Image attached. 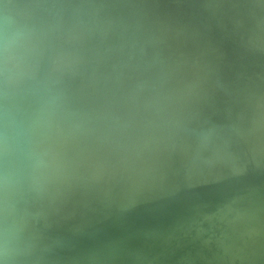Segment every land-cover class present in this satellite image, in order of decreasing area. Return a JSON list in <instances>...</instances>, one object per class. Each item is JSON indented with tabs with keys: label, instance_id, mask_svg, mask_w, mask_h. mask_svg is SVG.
Returning a JSON list of instances; mask_svg holds the SVG:
<instances>
[{
	"label": "water",
	"instance_id": "1",
	"mask_svg": "<svg viewBox=\"0 0 264 264\" xmlns=\"http://www.w3.org/2000/svg\"><path fill=\"white\" fill-rule=\"evenodd\" d=\"M100 1H74L75 4L91 6L88 7L91 13L82 9L85 15L81 17L82 24L77 31L84 29L81 31L83 34L69 37L64 49L74 54L77 60L74 72L79 77L75 79L71 74L68 86L71 93L83 101L82 109H85L89 119L88 127L92 134L96 129L113 127L116 122V114H110L107 119L101 120L105 107H102L103 101L111 87L110 76L121 72L122 79L126 80V83H120L121 90L130 86L127 79H132L134 85L138 81L151 79L152 87H156L160 78L154 77V72L163 74V69L170 65L175 68L184 56L189 58L196 53L200 56L199 66L215 70L221 65L230 68L228 75L231 80L227 84H211L207 94L218 97L220 101L226 99L224 103L231 101L234 104L236 98L240 100L239 104L244 108L239 114V122L232 125L231 129L227 127L228 131L217 134L222 142L227 138L230 140L229 136H237V139L232 141L234 147L223 150L218 149V146H208L213 139L209 135L211 137L206 139V145L199 146L205 150L204 159L199 161V166L193 159L183 167L180 166L182 169L176 168V162L173 166L164 163L163 167L167 172L164 170V174L160 176L144 174L134 180L124 177L122 173H115L118 171L117 166H111L107 172L110 177L106 175L101 179H93L84 176L76 187L61 190L59 198L54 201L49 199V207L55 211L60 208L59 213L67 212V217L55 216L50 223L43 222L46 227L37 228L42 244L52 241L49 247L42 246L41 256L60 247L61 242L65 244L99 238L103 234L98 224L99 218L114 208L130 207L163 198L185 186L212 185L230 179L246 182L253 174L264 173V157L258 154V150H264V0H184L181 6L172 7L173 10L170 7L166 9L164 17L171 22L157 25L156 32H151L145 26L146 21L142 15L137 17L138 25L133 29L129 24L132 18L130 14L117 12L106 0V3ZM11 2L61 4L62 0ZM174 11H181L182 14L176 21L172 18ZM235 33L241 40L236 41ZM76 36L80 37L75 38ZM253 48L256 50H252ZM251 50L254 51L253 57L241 56L233 63L232 58L228 57L234 52L242 55ZM134 53L138 55L137 59L132 57ZM126 58L130 59L134 70L140 67L144 69L141 76L132 78V74L125 73L129 69L119 67ZM254 59H259V67L244 69L248 65L253 66ZM152 65H155V71L144 68ZM192 68L194 69H184L186 80L188 74L194 73ZM215 70L211 77L217 75ZM205 76L207 78L210 75L206 72ZM240 77H243V81H240L242 88L239 91L229 89L238 83L237 79ZM207 80L206 82H211ZM89 106L94 109L90 110ZM234 115L231 111L228 121L235 120ZM99 120L102 121L101 124H98ZM226 121L224 118L223 122ZM187 133L184 137L179 134L172 138L176 140L174 142H177L178 148L181 147V138L188 139ZM92 134L88 133L86 137L94 140L95 136ZM188 140L191 142L192 139ZM221 145L226 146L224 143ZM184 148L179 151L184 152ZM93 174H96L95 171ZM242 197L243 194H240L229 202V208L219 219L217 228L205 235L208 252L210 251L215 264H264V213L244 211ZM42 220L35 215L36 226L41 225Z\"/></svg>",
	"mask_w": 264,
	"mask_h": 264
},
{
	"label": "rangeland",
	"instance_id": "2",
	"mask_svg": "<svg viewBox=\"0 0 264 264\" xmlns=\"http://www.w3.org/2000/svg\"><path fill=\"white\" fill-rule=\"evenodd\" d=\"M75 0H62V2H61V4H75V2H74ZM77 1V0H76ZM89 0H78V2H82V3H87ZM95 1H100V0H95ZM102 1H104L105 3H106V1L113 7L114 6V8H113V10H115V11H117V12H119V11H123V12H125V13H128V14H130V16L132 17L131 18V20H130V22H129V24L132 26V28L134 29V28H136V25H138V22H137V17L139 16V15H142L143 17H144V20L146 21V27H148L149 28V30L151 31V32H156V26L157 25H163V24H166V23H170L171 22V20H168V19H166V17H164V13H165V11H166V9L167 8H171V10H173V8L172 7H176V5L177 6H181L182 5V3H183V1L184 0H101L100 2H102ZM106 8V7H105ZM176 10V9H175ZM68 11H71V10H68ZM180 17H182V14H181V11H174L173 12V14H172V18L176 21L177 19H179ZM71 19V20H70ZM166 21V22H165ZM67 22V23H66ZM69 22V23H68ZM71 23H73V20H72V18L70 17V16H65V24H66V26H68V25H71ZM105 23V22H104ZM104 26V25H103ZM106 26V25H105ZM88 27V26H87ZM171 26H169V28H170ZM78 29V28H77ZM77 29L75 30V32H74V35H76V34H83V32H81V31H84V29L83 30H81V31H77ZM77 31V32H76ZM236 35V41H237V39L238 40H241L240 39V36L237 34V33H235ZM78 37H80V36H78ZM77 36L75 37V38H78ZM68 40V38L66 39V40H64V41H61L60 42V45L63 47V49H65L66 47H67V41ZM145 43V42H144ZM252 47V46H251ZM252 50H256L255 48H253ZM248 51V53H245V54H242V55H238V54H233V55H236V57H237V55H238V57H237V59H239L241 56H245V55H250V56H252L253 57V54H254V51ZM235 53V52H234ZM196 54V53H195ZM195 54L194 55H192L193 56V59L196 57V60L198 59V56L196 55L195 56ZM187 55V54H186ZM232 55V56H233ZM132 57L133 58H135L136 57V59L138 58V55L136 54L135 55V53L132 55ZM228 57H229V55H228ZM112 58V57H111ZM128 58H130V57H128ZM128 58H126L125 59V62L123 63V64H121L119 67H127V66H129L130 68H131V64H130V59H128ZM183 58H185V59H182V60H184V61H182L181 60V62L183 63V62H185V63H191V62H193V64L195 65V63L197 62L195 59V63H194V60L192 59V58H190L192 61H190V59H189V61L188 62H186V60H188V59H186V56H184ZM230 58H232V57H230ZM232 59H234V56H233V58ZM236 58L234 59L235 61L237 60ZM155 61V60H154ZM235 61H232L231 63H233V62H235ZM254 63L252 64L253 66H246L244 69H246V70H249L250 68H254V67H259V59H257V60H252ZM198 62H199V60H198ZM197 62V63H198ZM185 63H183L184 64V66L186 65L187 66V64H185ZM130 64V65H129ZM183 64H178V68L176 69V67H175V69L176 70H180L181 72H178V71H176L177 72V75H179L178 76V78H174L175 76L173 75V77L172 76H170V75H172L173 73L174 74H176L175 72H172V71H165L164 69V71H165V74L167 75V77H168V72H169V76L170 77H172L173 78V81H172V79L171 78H168L169 80H167V81H169V82H172L171 84L172 85H170V84H165L166 82H164L165 81V74H160L161 75V77H160V79L161 80H158V81H160V89L164 86L165 87V85H166V87H167V89H166V87L164 88H162L161 90H163V91H160V93L161 92H164L165 91V89L167 90V92L164 94V96L166 97V99L169 101V99L170 98H168V96H171V95H174V96H171L172 98H175V100H177L179 97L178 96H176V95H179L180 96V94H181V96L182 95H184V96H186L185 94H183V93H186L188 90V92H189V97L187 96V98H189V100H187V98L186 97H182V98H186V100L187 101H184V102H186V104H185V107H186V105H187V103H189L190 104V100L192 101L193 99H192V97L193 98H196V100L198 99V96H199V94H197L196 95V92L197 91H199V93H205V91L208 93V91L210 90V88H208L207 89V87H209L210 86V84H212L211 82H213V81H211L212 79H210V78H212L211 76H209V77H207V78H209L210 79V83L209 82H206V81H208L207 80V78L205 77V74L202 72V74H204V76H202L201 75V72H200V70H204V72H206V70L208 71V69L207 68H203L204 67V65L203 66H199L198 64H196V66L198 67H200L199 68V70H196L197 69V67L195 68L194 66V69H195V71L196 72H194V73H191L192 74V76L190 77L189 75H191V74H188V76H187V79L188 80H186L185 79V71L183 72L182 71V68L184 67L183 66ZM192 64V65H193ZM180 65H182V66H180ZM191 65V64H190ZM190 65H188V67H192V66H190ZM171 66H172V68H171ZM186 66H185V68H186ZM222 66V65H221ZM221 66H218L219 68L221 67ZM128 67V69H130ZM153 67H155V65H152V67H144L145 69H149V68H151L153 71H155V69L156 68H154L153 69ZM174 66L173 65H170L169 67H168V69H170V70H174V68H173ZM181 67V68H180ZM201 67L203 68V69H201ZM185 68H183V69H185ZM219 68H216L217 69V77H216V75H215V77H216V79L217 78H220V80H218V82L219 81H226L225 79L224 80H222L221 78H222V76H224V75H220L219 76V74L221 73V74H225V73H228L230 70H226V69H228L226 66L224 67V65L221 67V69L223 70L224 69V73L223 72H221L220 71V69ZM132 69H134V68H132ZM132 69H130V74H132L131 72H132ZM138 69V68H137ZM137 69H135L134 71H133V73H135V75H132V78H134V77H138V75L140 76V74H142V69L143 68H139V70L141 71V73H140V71H138ZM166 69V68H165ZM193 69V70H194ZM206 69V70H205ZM210 69L211 68H209V71H210ZM213 69V71L215 70L214 68H212ZM211 69V70H212ZM219 69V70H218ZM230 69V68H229ZM144 70V69H143ZM158 70H160V68H158ZM167 70V69H166ZM226 70V71H225ZM136 71V72H135ZM137 71L139 72V73H137ZM175 71V70H174ZM208 71V72H209ZM263 71V70H262ZM170 72H172V74L170 73ZM183 72V74H184V76H183V74H181ZM191 72H193V71H191ZM197 72H199V74L197 73ZM207 72V73H208ZM125 73H128V72H125ZM157 72H154V76L155 77H158L157 76V74H156ZM164 73V72H163ZM117 74V73H116ZM156 74V75H155ZM208 74H212V73H208ZM214 74V73H213ZM118 75H121L122 76V74H119L118 73ZM118 75H116V77H118ZM159 75V74H158ZM165 75V76H164ZM227 75V74H226ZM225 75V77L224 78H226L227 79V77H228V75L226 76ZM72 76L75 78V79H78V77H79V75H77V73L76 72H74L73 74H72ZM121 76H119L120 77V79H118V78H116L115 77V75L113 76L112 75V77H115L116 79H112V77L110 76L109 77V85L110 84H112V80H113V85H114V87H112V88H114V89H111V88H109V89H111V93L113 94H111L112 95V97H114V93H115V96H116V93L118 92V95H117V97H118V99H120V97L122 98V100H124V96H126V97H128V99L126 98L125 100L127 101V105H125L126 104V102L125 103H122V100H118L119 102H121V103H118L117 104V106L120 104V106L122 107V109L120 108L119 109V107L118 108H115V109H119V110H121V111H125L126 109L125 108H123L124 106L123 105H125V106H127V107H129V108H127V110H131L130 108L132 107V110L131 111H135V114H134V112L132 113V112H130V111H128L127 112V110H126V112H127V115L125 114L126 112H124V114L121 112V111H119V113L121 114V115H123V116H116L117 118H116V122L118 121L119 122V124H118V122L117 123H115V125L116 124H118L119 126H118V128L120 127V126H125L124 128H126V126H127V130L126 129H124L125 131H132L133 129L135 130L136 129V127H139V129L140 130H136V132L135 133H137L138 131H141V132H143L145 129L144 128H149L150 129V127H149V125L152 127V125H151V123L153 122L152 120H149L150 118V115H152L153 116V120H154V124H160V122H161V124H160V126L164 129L165 128V130L167 129V128H170V127H172L173 125H174V127L176 126V129H177V124L179 123H176L175 121H172V117H170L171 119H170V121L171 122H173L172 124H170V127L168 126L169 125V120H168V118L167 117H169L168 116V114H171V116H174L173 117V120H174V118H175V120L176 121H181V122H183L182 124L181 123H179L180 124V126L178 125V128L180 127V129H179V133H180V135L182 136V137H184V136H186V134L185 133H187L189 136H188V139L190 138V139H192L191 140V142H190V140H188V139H185V138H181V149L182 148H184L183 146L185 145L186 147L184 148L185 150H184V152H180L179 151V149L180 148H178V144H177V142H174V141H176V140H173L172 138H174L175 136H174V134H170L171 133V129H168V131H170V133H167V130H166V133L164 132L163 134H170V137H169V135H167L168 137H164V136H166V135H164V136H162L163 138H161V136H159L158 135V131H159V128L161 129V127H157L156 126V130L157 131H152V132H156V134L155 133H153V135L155 134V136H157V138L155 137V136H153L152 135V133H151V137H153V138H151L150 137V135H147V136H149L150 138H148L147 136H145L143 133H140V134H143V136L141 135V140H142V138L144 139L145 137H147V139L146 140H148L149 139V141H148V143L145 145V146H143V148H140V147H142V145L145 143L144 141H145V139H144V141L142 142L141 140H140V134L138 133V134H133V132H134V130H133V132H131L133 135H131V133L130 132H124V130L122 131L121 130V128H117L119 131H117V130H115V128H114V126H113V128H114V130H113V132L115 133V134H117L118 132V136H119V134L121 133V135L123 134V133H125V136H127V137H119L118 138V140L120 141V142H118V140H117V142H116V140H115V138H114V136H115V134L114 133H112V131L110 132V130H109V128H107V130L108 131H102V132H100L99 131V129H96L97 130V132L100 134V136H101V139H100V136H99V134H98V136H97V138L99 137V139L97 140V138H95L94 139V142L92 143V141L93 140H91V142H90V140L88 139V137L86 138V140H88V141H86V142H83L82 143V145H84L85 147H86V145L87 144H89V145H87L88 147H93V148H91V149H94V151L93 150H91L90 148H85L84 147V149L83 148H81V151H85L86 150V154L87 155H84V157L86 156V157H88L89 156V154H92V153H94L95 152V150H98V151H100V152H98V151H96L94 154L95 155H97L98 153V156L101 158V156H103V158H101V160L100 159H98L97 160V156H95L94 154H93V156H95V159L93 158V156L92 155H90L89 157L90 158H93L99 165H96L97 163H95V161H93V165L95 164L96 166V169H94L95 167L93 166V165H91L92 163L91 162H89V160L88 159H90L89 157L87 158V161H86V163H89V165H91V166H93V168L91 167V166H89L88 164H86V163H84L83 161V165H80V164H82V162H81V160L82 159H84V157L82 158V157H80L79 155H78V157H77V160L79 161H77V164H75V172H77V173H79L80 174V172H78V171H81V175L83 176L84 175V172H85V175L84 176H86L88 173H89V171L90 170H92V169H94V170H99L97 173H98V178H101L100 176H101V174L99 175V173H101L102 172V170H104V168H108V169H110L111 168V165L112 166H115L116 164L118 165V159H119V157L120 156H123L125 159H127V155H125V152H126V149H127V147L128 146H132L133 145V147L135 148V149H138V150H144L143 151V153L144 152H146L148 149L147 148H149V147H151V145H153L154 144V142L156 143V141L158 142V140H160L158 143H156L155 145H156V147H157V150L158 149H160V153H161V155H160V153H159V155L161 156V158H160V156H158L159 157V159H158V161L156 162L157 164L154 166V163L153 162H149V161H147V162H144V161H146V160H149L148 159V151H147V153H144V154H146V155H144V157H143V155H142V157L140 156L141 154H142V151L139 153V152H133V154L132 155H136V156H132L131 155V153H132V151H136L133 147H132V149H134V150H129V149H131V147L129 148L128 147V149H127V152H129L128 153V155H130L129 157H133V159L135 160V163H134V161L132 160L131 161V163H129L130 162V160H127L126 162H125V168H123L124 166H117V169H119V171L121 172V169H122V171L124 170V169H128L131 165V167H132V169H128L127 170V172H129V173H127L126 172V170H124L125 172H124V174H125V176L124 177H126L127 178V176L129 175V177L131 176L132 177V179H134V180H138L139 178H140V176L141 175H144V174H152V175H158V176H160V175H162V174H164V170L167 172V170H166V168H164L163 166H164V163H166V164H170V165H172L173 164V162L175 163L176 162V165H177V169H182L181 167H183V165H185V163H188V162H190V161H192V159H193V161H196L195 163H199V161H201V159H204V153H205V150H202V149H200V145L202 144H205L206 145V138H209L210 136L209 135H207V137H205V135L206 134H204V133H207V132H209V131H211V132H209L208 134H210L211 135V133H213V139L215 140V139H217V140H215V142L214 141H212L211 143L212 144H209L208 146L209 147H216L215 145L217 144V146H218V149H222V145H221V143H222V141H220V139H219V136L217 135L218 133H220V132H223V131H226L228 128L227 127H232V125L234 124V122H239L238 121V118H239V114L242 112V110H240L238 107H240V104H236V103H239L240 102V100L238 99V101H237V99L235 100V104H233V102H230L229 101V105H232L233 107H234V109L236 110H234V114H238L237 115V117L236 116H234V119H235V117L237 118V119H235V120H237V121H235V120H232V123H231V121H228V119H227V121L226 122H224V123H227V127L225 126L224 127V124L222 123L223 121H220V120H222L221 118H223L224 119V117H225V115H226V113H227V115L229 114V112H231V110L230 109H232L233 107L232 106H230V107H228L227 108V106H228V102H227V106L225 107L224 105L225 104H222L223 106H224V108H222L221 110H219L218 108L216 109V107H218L219 105L218 104H220V107H223L222 105H221V103H222V101H219L216 97L213 99V97H212V102H209V103H212L213 105H212V107H209L208 106V104L207 103H205V108L207 109V108H210V109H212V111L211 110H209V111H211L210 113H215L214 111H213V109L216 111V113H217V116L219 115V113H222V114H220L221 116V118H220V120H219V122H221L222 123V125H219L220 123L218 122V118H217V116L215 115V114H213V115H215V117H216V120H215V118H214V120L216 121V122H218V123H216L215 124V122H213L212 120L213 119H211V121L213 122H209L208 124H206V125H204L205 127L207 126V125H209V126H207L208 128H206V131L204 132V130H205V127L203 128V126H201V128H203V129H201L200 128V126L199 125H203L202 123V120H205V118H206V121H205V123L207 122V120L208 121H210V118L212 117L213 118V115L211 114L210 115V113H208L209 114V116H207L206 115V113H205V115H204V110H205V108H204V110L202 111V107H203V105H204V103H202V102H200L201 100L200 99H198V102H200V103H202V104H199V106H201V107H199L198 106V104L196 103L195 104V102H197V101H195L194 103H192L191 102V107H190V109H189V107H183L182 109L184 110V109H186V110H188L190 113H191V111L193 112V111H195V112H193V114H194V117H192V115H190L189 117H185L187 114L186 113H188L189 114V112L188 111H186V113H185V111L184 112H182V113H185V115H181L182 113L180 112V114H179V112L178 113H176V108H174V107H178V106H182L183 105V103H182V101L180 100V99H182V98H179L177 101L181 104V105H179L178 104V102H176L175 104H173V102H174V100H173V102H172V98H171V100H170V102H167V100L165 101V97L163 96V95H161L160 93H158V89L156 90V88L155 89H153V88H151V86H152V81L151 80H149V79H147L148 81H149V83H150V81H151V84H150V88H148V89H153L154 91L156 90V92L157 93H155L154 91H152L153 92V94L150 92V93H148L149 92V90L147 91V92H145V90L147 89L146 87H148V86H146L147 84L149 85V83L147 82V80H146V82L147 83H145V81H138V85L136 86V85H134V86H136V87H134L133 86V81H132V79H131V81H130V83H131V85L134 87H132L133 89H135L136 90V92H138V88L140 87L139 85H141V92H144L143 94H140V95H144L143 97H145L144 99H145V101L142 99H140L141 100V102H138L137 101V104L136 105H138L139 103H140V106L142 105V103L145 105V106H148V105H150V104H147V103H150V101H154L153 103L151 102V106H152V104H154L155 103V105H158V107H159V105L161 106L162 105V103H164L163 101H160V99L162 100V99H164V101H165V103L167 102V105H169V106H174L173 107V110L175 111H171V112H173V113H167V111L168 112H170V110H172V108L171 109H169L168 107L169 106H167V108H168V110L165 108L166 107V105H162V106H164V109H165V111H166V114H167V120H165L166 122H168L167 124H165V122H164V124L165 125H163L162 126V120H160V122H158L159 120L158 119H160V117L162 116V118H164L165 119V114H164V117H163V114H161L162 112H163V110L164 109H162V108H158L157 106H155V105H153V106H155V109L154 110H156V107L158 108L157 109V111H153V106L151 107L150 106V108H145L144 107V105H142L141 107H142V109L140 110V108L141 107H139V105H138V107L134 104V106L135 107H137L138 109H136L135 110V107H133V103H136V100H138V98H140L141 96L139 95V94H134V93H132L133 91L135 92V90H133L132 89V91L130 92V93H128V91H130L131 90V87L130 88H128L127 86V88L129 89H127V90H125V91H127L126 93H127V95H125L126 93H124L120 88H119V83L118 82H120V83H125L126 82V80H125V82H123L122 80H121ZM162 76H164V77H162ZM180 76H183V77H181L180 79H179V77ZM219 76V77H218ZM189 77V78H188ZM229 77H230V75H229ZM164 78V79H163ZM214 78V77H213ZM243 77H240V80L242 79ZM171 79V80H170ZM174 79H175V81H174ZM216 79H214V82L215 83H217L216 81ZM229 79H231V78H229ZM229 79H228V81H229ZM116 80V81H115ZM120 80V81H119ZM163 80V81H162ZM118 81V82H117ZM122 81V82H121ZM127 81H128V79H127ZM243 81V80H242ZM82 83H84V84H86V82H84V81H81ZM163 82H164V85H163ZM214 82H213V84H214ZM221 82H219V83H221ZM240 82V81H239ZM223 83V82H222ZM115 84H117L118 85V87H117V89L119 88V91H116L115 90V86H117V85H115ZM136 84V83H135ZM224 84H227V83H224ZM113 85H111V86H113ZM130 85V84H129ZM143 85H144V87L146 88V89H142V87H143ZM158 85V84H157ZM156 85V86H157ZM163 85V86H162ZM169 85H170V87H169ZM173 85H176V86H174V87H172V89H171V86H173ZM235 85V84H234ZM239 85H240V87H239ZM241 85H242V83H237L236 85H235V87H234V89L236 88V87H238L239 89H241L242 87H241ZM138 87V88H137ZM211 87V86H210ZM231 87V86H230ZM137 88V89H136ZM169 88V89H168ZM232 88V87H231ZM238 88H236L237 90H238ZM187 89V90H186ZM207 89V90H206ZM233 89V88H232ZM233 89V90H234ZM234 90V91H237V90ZM112 90H114L113 92H112ZM139 90V91H140ZM191 90H193V91H191ZM196 92H195V91ZM205 90V91H204ZM116 91V92H115ZM184 91V92H183ZM72 92V91H71ZM108 92L110 93V91L108 90ZM119 92H120V97H119ZM123 92V93H122ZM135 92V93H136ZM141 92H138V93H141ZM192 92H194L195 93V96H194V94L192 93ZM108 93V94H109ZM134 95V99H133V97L131 96L132 94ZM154 93H155V95L156 94H158V96H159V94H160V96H161V98H158L157 96H155L154 95ZM190 93H191V96H190ZM198 93V92H197ZM129 94H130V96H131V100H130V96H129ZM152 94V95H151ZM171 94V95H170ZM187 95H188V93H186ZM123 95V96H122ZM140 97H139V96ZM150 95H151V97L153 96H155L154 98L155 99H157L158 98V101H160V102H162V103H160V102H156L155 101V99L153 100H151L150 98H148V97H150ZM168 95V96H167ZM205 95H207V94H205ZM204 94H203V97L205 96ZM109 96V98L111 99V96L110 95H108ZM107 96V97H108ZM146 96H147V100H148V102H147V100H146ZM163 96V97H162ZM202 96V95H201ZM207 96H209L210 97V95H207ZM207 96H205V97H207ZM212 96V95H211ZM138 97V98H137ZM142 97V98H143ZM116 98V97H115ZM115 98H113V99H115ZM136 98V99H135ZM177 98V99H176ZM201 98V97H200ZM71 99H72V101H73V103H75V104H77V106H80L79 105V102H82V103H80L81 104V106H80V108L82 109L83 107V105L82 104H84L83 103V101H79V100H81L77 95H75V94H72L71 93ZM112 99V100H113ZM117 99V98H116ZM150 99V100H149ZM202 100H203V98H201ZM205 99V98H204ZM215 99H217L216 100V102L217 101H219L220 103H213L214 101H215ZM107 100H109V99H107L106 98V101ZM111 100V101H112ZM130 100V101H129ZM135 100V101H134ZM180 100V101H179ZM200 100V101H199ZM206 100H210V98L208 99H205V101ZM79 101V102H78ZM106 101H103V102H106ZM113 101H115V100H113ZM117 101V100H116ZM117 101V102H118ZM132 101H134V102H132ZM143 101V102H142ZM204 101V100H203ZM204 101V102H205ZM208 101H206V102H208ZM225 101V100H224ZM223 101V102H224ZM117 102H113L114 104L115 103H117ZM124 102V101H123ZM130 102H132V104L130 103ZM110 103L111 102H109V105H110ZM129 103V104H128ZM157 103V104H156ZM169 103V104H168ZM170 103H171V105H170ZM230 103H232V104H230ZM103 104H105V103H103ZM108 104V103H107ZM106 104V105H107ZM112 104V103H111ZM114 104H112V106L114 105ZM147 104V105H146ZM176 104H177V106H176ZM189 104L187 105V106H189ZM195 104V105H194ZM214 104H215V106H214ZM106 105H103V106H106ZM129 105H131V107L129 106ZM192 105H194V107L192 108ZM210 105V104H209ZM218 105V106H217ZM238 105V107H236ZM102 106V107H103ZM116 105H114L113 107H115ZM184 106V105H183ZM195 106H197L196 108H195ZM208 106V107H207ZM107 107H108V105H107ZM113 107H111V105H110V108L112 109ZM149 107V106H148ZM180 107H179V110H180ZM213 107H215V108H213ZM243 107V106H242ZM90 108H92V109H94V107H91V106H89V109ZM152 108V109H151ZM188 108V109H187ZM194 108L197 110V108H199L202 112H200V114H198L197 112H196V110H194ZM226 108H227V110H226ZM241 108V107H240ZM244 108V107H243ZM114 109V108H113ZM114 109V110H115ZM124 109V110H123ZM147 109H151L150 111L148 110V111H146ZM161 109H162V112H159V111H161ZM193 109V110H192ZM242 109V108H241ZM104 110H105V107H104ZM107 110H109V107L106 109V113L105 114H103L104 115V119H105V117H108V114H109V111L107 112ZM144 110V111H143ZM159 110V111H158ZM178 110V109H177ZM178 110V111H179ZM183 110H180V111H183ZM199 110V111H200ZM207 110V111H208ZM219 110V111H218ZM224 110L225 111H227V112H225L224 113ZM233 110V109H232ZM238 110H239V113H235V112H238ZM83 111H85V109H83ZM87 111H88V108H87ZM118 111H116V112H118ZM137 111H139V113L141 112H144L145 113V111H146V114H148L147 116H146V114H145V118H144V122L142 121L143 120V116L142 115H140L139 113H137ZM206 111V112H207ZM220 111H222V112H220ZM229 111V112H228ZM241 111V112H240ZM113 111H111V115L113 114L112 113ZM115 111H114V113L115 114H118V113H116ZM129 112H130V114H129ZM156 112H159L160 113V115L161 116H158L157 114H159V113H156ZM219 112V113H218ZM86 113V112H85ZM134 114V117L132 118L131 117V115L132 114ZM139 115L140 117L139 118H137V117H135V116H137V115ZM175 114V115H174ZM176 114H178L177 115V117H176ZM192 114V113H191ZM195 114H196V116L198 117V118H196V116H195ZM199 116H198V115ZM202 114V115H201ZM223 114H224V117H223ZM233 114V115H234ZM105 115H107V116H105ZM114 115V114H113ZM128 115H130L129 117H128ZM179 115H181L180 117L181 118H183L182 116H184V118L183 119H185V120H180V118L178 117ZM206 116L205 118H204V116ZM87 116V115H86ZM149 116V117H148ZM200 116H203V117H201V119L202 118H204V119H200L199 120V117ZM123 117V118H122ZM146 117H148V118H146ZM227 117V116H226ZM120 118V119H119ZM131 118L132 119H134L135 118V123L137 122L136 120L137 119H141L142 118V122L143 123H141V124H144L145 123V120H146V123L145 124H148L147 123V121L149 120V121H152V122H150L149 124H148V126L146 125V127L144 126V125H142V127H140V124H138V126H135V123H132V125H134L133 126V129L131 130V128H132V126H131V122L130 121H133L134 122V120H131ZM154 118H156V119H154ZM158 118V119H157ZM176 118H179V119H176ZM207 118H209V119H207ZM228 118H229V116H228ZM107 119V118H106ZM121 119H123V123L121 122V125H120V121H121ZM129 119V120H128ZM152 119V118H151ZM163 119V120H164ZM193 119H195V121H196V119H198V121H197V123H195V121L193 120ZM101 120H103V117H101ZM124 120H127V121H124ZM155 120L158 122V123H155ZM139 121V120H138ZM234 121V122H233ZM124 122L126 123V124H124ZM198 122H200V124L198 123ZM263 127H264V118H263ZM100 122H98V124H99ZM140 123V122H139ZM152 123V124H153ZM175 123H176V125H175ZM212 123V124H211ZM231 123V124H230ZM236 123L234 124V125H236ZM101 124V123H100ZM153 124V125H154ZM196 124L198 125V127L200 128H198V127H196ZM228 124H230V125H228ZM136 125H137V123H136ZM211 125H214V126H216V128H217V126H219L221 129H220V132H218V130H219V128L217 129V130H215V132L213 131V126L211 127ZM226 125V124H225ZM167 126V127H166ZM116 127H117V125H116ZM153 127H155V126H153ZM258 127V126H257ZM104 128V127H103ZM102 128V129H103ZM111 128V127H110ZM196 128H198V129H196ZM224 128V129H223ZM226 128V129H225ZM253 128V127H252ZM102 129H100V130H102ZM105 129H106V127H105ZM144 129V130H143ZM175 129V131L173 132V133H176V130ZM193 129V131H191ZM209 129V130H208ZM211 129V130H210ZM215 129V128H214ZM229 129H231V128H229ZM148 130V129H147ZM147 130H145V133H146V131ZM151 130V129H150ZM149 130V131H150ZM174 129H172V131H173ZM195 130H197V131H195ZM198 130L200 131V130H202L203 132H201L200 131V133L198 132ZM222 130V131H221ZM252 130V129H251ZM254 130V129H253ZM88 131H89V127H88ZM90 131H91V129H90ZM89 131V132H90ZM122 131V132H121ZM162 131H164V130H160V132H162ZM228 131V130H227ZM95 132V131H94ZM108 132V133H107ZM159 132V133H160ZM194 132H196L195 134H194ZM91 133V132H90ZM103 133H105L104 134V136H103ZM114 134V136L112 135V134ZM127 133V134H126ZM129 133H130V136H128L129 135ZM147 133H148V131H147ZM179 133H176L175 135H179ZM202 133H203V137L205 138H203L201 135H202ZM215 133V134H214ZM88 134V133H87ZM86 134V135H87ZM93 134H96V133H93ZM109 135V134H111L112 135V137L114 138V139H112V137L111 136H109V137H111L110 138V140L112 139V141H108V143H107V141H105V139H107V136H105V135ZM149 134H150V132H149ZM163 134H161V135H163ZM194 134V135H193ZM116 135V136H117ZM120 135V136H121ZM173 137H172V136ZM96 136V135H95ZM115 136V137H116ZM117 136V137H118ZM122 136H124V135H122ZM133 136H134V138H133ZM135 136H136V138H135ZM137 136H139L138 138H137ZM209 136V137H208ZM212 136V135H211ZM94 137V136H93ZM104 137H106V138H104ZM116 137V138H117ZM217 137V138H216ZM90 138V137H89ZM102 138H104V139H102ZM92 139V138H91ZM109 139V138H108ZM107 139V140H108ZM150 139H152V141H153V143H152V141L150 140ZM212 139V140H213ZM229 139L231 140H228V138L226 139V140H224L226 143H227V145H229L228 147H230L231 145L233 146L234 145V142H232L233 140H236L237 139V136H233V138H232V136H229ZM102 140V141H101ZM138 140L139 141H141L139 144H140V147H139V145H138ZM156 140V141H155ZM84 141H85V138H84ZM97 141L98 142H100V143H98L97 144ZM104 141V142H103ZM115 141V143H113ZM137 141V142H136ZM182 141H184L183 143H182ZM103 142V143H102ZM109 142H110V144L112 143L113 144V146H114V144H116V143H119V145H117L118 146V149H115L114 147H112V146H110V144H109ZM151 143V145H150V143ZM170 142V143H169ZM173 142H174V144H173ZM213 142L214 143H216V144H214L213 145ZM87 143V144H86ZM90 143L92 144V145H90ZM105 143V144H104ZM142 143V144H141ZM97 144V145H96ZM103 144V145H102ZM135 144H137V146H138V148H137V146H135ZM149 144V145H148ZM171 144V145H170ZM99 146V148H96V146ZM100 145H102V146H100ZM105 145H108V146H110V148L112 147L113 148V150H114V152H115V156L114 155H112V154H110V153H113L114 154V152H113V150L111 149V152H109L110 150V148L108 149V146H107V151H106V149H105V152L104 153H102L103 151H104V148L106 147ZM120 145H121V147L122 146H124V148L126 147V149H124L125 151L123 152L122 151V148H120ZM155 145H154V148H155V150H156V147H155ZM219 145H221L220 147H219ZM103 146H105V147H103ZM117 146H115L116 148H117ZM171 146V147H170ZM195 146H197V147H199L198 149L195 147ZM83 147V146H82ZM101 147H103V148H101ZM103 149V150H101V149ZM154 148L153 147H151V148H149V151H151L150 152V155H149V158H150V156H151V161L152 160H155L156 159V157H157V155H156V153H158V152H154L155 150H154ZM120 149H121V151H122V153H124V155H121V153H119L120 152ZM150 149H152V150H150ZM174 149V150H173ZM90 151V153L88 152V151ZM119 152H118V151ZM129 150V151H128ZM137 150V151H138ZM156 150V151H157ZM224 150V149H223ZM93 151V152H92ZM154 153H153V152ZM126 152V153H127ZM175 152V153H174ZM260 152V153H259ZM80 153H84V152H80ZM79 153V154H80ZM119 153V154H118ZM151 153H153V154H155L154 156H153V154H151ZM178 153V154H177ZM193 153H194V155H193ZM104 154V155H103ZM107 154V156H114V157H109L110 159L112 158V160L113 161H115L116 160V164L114 163V164H111V163H107V164H105L107 161H108V157L107 156H105ZM110 154V155H109ZM138 154H140L139 155V157H137V155ZM148 154V155H147ZM172 154V155H171ZM258 154L260 155V157H264V150H258ZM81 155V154H80ZM120 155V156H119ZM175 155H177V156H175ZM81 156H83V155H81ZM117 156H119V157H117ZM156 156V157H155ZM107 157V158H106ZM122 157V158H123ZM135 157H136V159H135ZM147 159H146V158ZM79 158H81V160H79ZM106 158V160L107 161H105L104 159ZM116 158V159H115ZM122 158H120L119 160H121L123 163H124V160H122ZM139 158V159H138ZM143 158V159H142ZM144 158L146 159V160H144ZM154 158V159H153ZM176 158V159H175ZM86 159V158H85ZM93 159H91V161L93 160ZM110 159H109V161H110ZM137 159H138V162H140V163H138L137 162ZM144 160V161H141V160ZM197 159V160H196ZM102 160H104V163H103V161ZM157 160V159H156ZM176 160V161H175ZM108 161V162H109ZM112 161V162H113ZM120 161V162H121ZM101 162L103 163V165L105 164L106 165V167H104L102 164H101ZM120 162H119V164H120ZM121 162V163H122ZM133 162V163H132ZM141 162H144L145 163V167L143 168L142 166L140 167V164H142ZM120 164V165H124V164ZM126 163H128V166H126L127 164ZM143 163V164H144ZM84 164H86L85 166H84ZM108 164L110 165V167H108ZM133 164H135L134 166H133ZM148 164H153L152 166H154L153 168H149L150 170H148V171H146V169H148V167H152V166H148ZM102 165V166H101ZM139 165V166H138ZM179 165V166H178ZM100 166V168L102 169H99L98 167ZM148 166V167H147ZM173 166V165H172ZM181 166V167H180ZM198 166H199V164H198ZM83 167V168H82ZM128 167V168H127ZM134 167H136V168H138L139 170H137V173H138V171H140V168H142V169H144V170H141L140 171V173L142 172L143 174H141L140 175V173H139V175L137 174V176H139V177H137L136 176V174H135V169L136 168H134ZM147 167V168H146ZM185 168H186V166H184ZM85 168V170L86 171H82L83 169ZM87 168H89L90 170L89 171H87L88 169ZM107 168H106V170H107ZM134 168V169H133ZM173 168V167H172ZM81 169V170H80ZM100 170H101V172H100ZM106 170H104L103 172L104 173H106V174H104L103 175V173H102V176H106V175H108V173H107V171ZM132 170V171H131ZM134 170V171H133ZM93 171V170H92ZM119 171H117L118 173H119ZM145 171V172H144ZM116 172V171H115ZM133 172H134V174H133ZM77 173H75V175L74 176H76L75 178H77ZM92 172H90V174H91ZM77 174V175H76ZM123 174V173H122ZM123 174V175H124ZM262 174V175H261ZM252 175V174H251ZM82 176H80V178L82 177ZM90 176H92V174L91 175H88V177H90ZM109 177H110V175H108ZM78 177H79V175H78ZM96 177H97V174L95 175V177L93 178V179H96ZM130 177V178H131ZM252 177H254L253 179L255 180L254 182H253V185L252 186H250V187H248V190L246 191V193L247 194H249V199H246V200H243L244 202H243V205H242V207H243V210L244 211H248V212H255V211H260V212H263L264 213V195H263V198H256L255 197V193H256V191H262L263 192V194H264V173L263 172H261V173H257V174H253L252 175ZM125 179V178H124ZM74 180V179H73ZM73 180H71V182L73 181ZM78 180L80 181V179L78 178ZM78 180H76L75 182H72V183H70L69 182V184L71 185V187H69V186H64L62 189H66V188H72V184H75L74 186H76L77 184H79L78 182ZM257 180V181H256ZM237 180L236 179H230V180H228V181H225V182H231V183H235ZM224 182H221V183H217V184H212V185H202V184H196V185H190V186H185V187H182L180 190H178L177 192H175V193H173V194H171V195H168V196H165V197H163V198H159V199H154V200H150V201H146V202H143V203H140V204H136V205H133V206H130V207H124V206H120V207H117V208H114L113 210H111V212L110 213H108V214H106V215H102L100 218H99V221H98V224H99V227L100 228H102V230H103V234H102V236H100L99 238H95V239H90V240H86V241H74V242H66L65 244L63 243V242H61V246L60 247H58L57 249H55V250H50V251H47V253H45V254H43L42 255V259L38 262V264H215V262L213 261V259H212V257H211V255L209 254V252H208V246L206 245V242H205V235H209V233L211 232V231H213L214 229H216L217 228V226L219 225V222H220V218L224 215V213L228 210V208H229V202L233 199V198H235L236 197V195L235 194H233L232 192H225V193H221L220 192V190H219V186L220 185H222ZM254 187V188H253ZM200 190H205V194H204V196L202 195V196H199V191ZM59 194V193H58ZM57 194V195H58ZM221 194H222V196H221ZM57 195L55 196L56 198H51V200H53L54 201V199H57V198H59V195H58V197H57ZM59 200V199H58ZM48 201H50V200H48ZM51 202V201H50ZM49 202V204H48V202H46L45 201V203H39V205H41V204H46V206H47V204H48V207H49V205L51 204ZM222 204V205H219V204ZM170 204H173V205H176L177 206V210H176V215H177V217L179 218L176 222H174L173 224H172V226H170V228L169 229H166V217L164 216V213H163V209H164V207L166 206V205H170ZM39 205H37L36 204V206H32V210L34 211V212H36V215L37 216H39L40 217V219L42 220V222H41V225H37V227H39V228H41L40 226H44V227H46V224H48V223H50L49 221H51L52 219H54V218H56L55 216H57V217H60V216H66L67 214V212L66 213H64V214H61V213H59V209L60 208H58V210L57 211H55V210H52L50 207L48 208V207H46L45 205H43L44 206V208L42 207V205L40 206V207H42V208H40L39 207ZM163 206V207H162ZM38 209H36V208ZM39 207V208H38ZM194 207H196V209H198V212L196 213L197 214V216L198 217H196V215H194L193 217H190L189 218V216H190V210H192ZM35 208V209H34ZM186 208L188 209L187 210V212H186ZM44 209V210H43ZM43 210V211H42ZM185 210V211H184ZM38 211V212H37ZM146 212V213H145ZM185 212H186V214H185ZM188 212H190L189 214H188ZM148 213V214H147ZM183 214V215H182ZM189 215V216H188ZM182 216V217H181ZM67 217V216H66ZM180 217H181V219H180ZM194 219V220H193ZM45 221V222H44ZM184 221H186L185 222V224H183V222ZM46 223V224H44V223ZM187 222H188V224H187ZM179 230V231H178ZM181 230V231H180ZM174 231H176V232H174ZM125 232V233H124ZM128 232V233H127ZM119 233V234H118ZM127 233V234H126ZM117 235V236H116ZM124 238V239H123ZM52 239V238H51ZM50 239V240H51ZM122 239V240H121ZM127 239V240H126ZM53 240V239H52ZM124 240V241H123ZM52 241H45L43 244H42V246H44V248H47V247H49L52 243H51ZM123 242L125 243V244H123ZM64 255V256H63ZM174 260V261H173ZM173 261V262H172Z\"/></svg>",
	"mask_w": 264,
	"mask_h": 264
},
{
	"label": "clouds",
	"instance_id": "3",
	"mask_svg": "<svg viewBox=\"0 0 264 264\" xmlns=\"http://www.w3.org/2000/svg\"><path fill=\"white\" fill-rule=\"evenodd\" d=\"M86 7L0 0V264H38L32 206L74 178L89 119L71 99L77 60L60 42Z\"/></svg>",
	"mask_w": 264,
	"mask_h": 264
},
{
	"label": "bare ground",
	"instance_id": "4",
	"mask_svg": "<svg viewBox=\"0 0 264 264\" xmlns=\"http://www.w3.org/2000/svg\"><path fill=\"white\" fill-rule=\"evenodd\" d=\"M85 10H86L88 13H91V11L89 10L88 7L84 8V11H85ZM92 14H93V13H92ZM94 15H95V14H94ZM70 20H71V19H70ZM104 22H105V21H104ZM165 22H166V21H165ZM66 23H67V22H66ZM68 23H69V22H68ZM71 24H72V23H71ZM68 26H69V25H68ZM237 40H238V39H237ZM234 54H236V53H234ZM185 55H186V53H185ZM192 55H194V53H193ZM195 56H196V54H195ZM197 56H198V55H197ZM233 56H234V59H235V58L237 59V57H238V55H237V57H236V55H233ZM198 57L200 58V56H198ZM229 57H232V56L229 55ZM190 58L193 59V56H192V57H189V59H190ZM232 58H233V57H232ZM182 59H185V58H182ZM186 59H188L187 56H186ZM189 59L186 60V62H188ZM194 59L196 60V57H195ZM194 59H193V60H194ZM234 59H232V61H235ZM195 60H194V63H195L196 61L198 62V59H197L196 61H195ZM237 60H238V59H237ZM182 61H184V60H182ZM190 61H192V60L190 59ZM190 61H189V62H190ZM201 61H202V60H201ZM232 61H231V62H232ZM179 62H180V64L185 63V62L182 63L181 61H179ZM197 62L195 63V65L193 64V62H191V63H189V64H188V63H185V64H187V66H186V65H185V66L188 67V65L191 64L190 66H192V67L194 66V67H195L196 64H198ZM199 62H200V61H199ZM253 63H254V62H252V64H253ZM192 64H193V65H192ZM129 65H130V64H129ZM177 66H178V65H177ZM177 66H176V69L178 68ZM180 66H182V65H180ZM183 66H184V64H183ZM183 66H182V67H183ZM185 66H184L183 68H185ZM222 66H223V65H222ZM222 66H221V67H222ZM248 66H249V65H248ZM128 67H129V66H127V67L125 66L124 68L128 69ZM196 67H197V66H196ZM196 67H195V68H196ZM221 67H220L219 69H220L221 72L224 73V69L222 70ZM224 67H225V66H224ZM226 67H227V66H226ZM129 68H130V67H129ZM140 68H141V67H140ZM145 68H146V67H145ZM171 68H172V66H171ZM171 68H170V69H171ZM173 68H174V67H173ZM180 68H181V67H180ZM183 68H182V71L184 70ZM199 68H200V67L198 66L196 70H199ZM203 68H204V67H203ZM203 68L201 67V69H203ZM130 69H132V68H130ZM130 69H129L128 73H130ZM170 69L167 68V70H166V69H164V70H165L166 72H167L168 70H169V71H172V72H175L176 74H174V73L172 74V72H170V73L172 74V75H170V76L173 77V75H174V76L176 75L174 78H175V79L178 78L179 75H177V72H176V71H178V70H176L175 68H174L175 71H174L173 69H172V70H170ZM178 69H179V68H178ZM192 69H193V68H192ZM211 69H212V68H211ZM211 69H210V71H209V68H208V71H209L210 73H212V71H213V69H212V70H211ZM214 69H215V68H214ZM228 69H229V68H228ZM228 69H226V70H228ZM137 70L140 71L141 69L139 70V68H138ZM180 70H181V69H180ZM180 70H179L178 72H181ZM194 70H195V69H194ZM205 70H206V69H205ZM226 70H225V71H226ZM133 71H134V69H132V72H131V73H132V75H135V73H133ZM138 71H137V73H139ZM141 71H142V73H143L144 70L142 69ZM141 71H140V73H141ZM160 71H161V70H160ZM165 71H164L163 74H165ZM184 71H185V70H184ZM184 71H183V72H184ZM208 71L206 70V72H208ZM215 71H217V69H216ZM135 72H136V71H135ZM183 72H182L181 74H183ZM194 72H196V71H194ZM200 72H201V75H202V76H204V74L206 73V72H204V70H200ZM202 72H203L204 74H202ZM209 72H208V73H209ZM218 72H219V71H218ZM218 72H217V73H218ZM197 73L199 74V72H197ZM208 73H207V74H208ZM217 73H216V74H217ZM228 73H229V72H228ZM228 73H225V74H221V73H220L219 76H220V75H224V76H222L221 79H222V80H224V79L226 80V78H224V77H225L226 74L228 75ZM119 74H121V72H119ZM126 74H127V73H126ZM156 74H157V73H156ZM156 74H155V75H156ZM167 74H168V77H167L166 74H165L166 76L164 75V76H165V81H164V82H166L167 80H169L168 78H171L172 81H173V78L169 76V72H168ZM114 75H115V77H116V74H114ZM114 75H113V76H114ZM117 75H118V74H117ZM141 75H142V74H140V76H141ZM209 75L211 76V74H209ZM227 75H226V76H227ZM119 76H121V75H118V77H116V78L120 79ZM138 76H139V75H138ZM157 76H158V78L161 77V75H158V74H157ZM164 76H162V77H164ZM183 76H184V74H183ZM212 76H213V74H212ZM219 76H218V77H219ZM111 77H112V76H111ZM115 77H112V79H116ZM121 77H122V76H121ZM154 77H155V76H154ZM181 77H182V76H181ZM181 77H179V79H180ZM205 77H206V76H205ZM216 77H217V75H216ZM216 77H214V78L212 77V80H211V81L214 82V79H216ZM230 77H231V76H230ZM230 77H229V75H228L227 78L229 79ZM163 79H164V78H163ZM166 79H167V80H166ZM171 79H170V80H171ZM175 79H174V81H175ZM207 79H209V78H207ZM121 80H122L123 82H125L124 79L121 78ZM129 80L131 81V79H129ZM150 80H151V79H150ZM159 80H161V79H159ZM176 80H177V79H176ZM209 80H210V79H209ZM216 80H217L216 82H218V80H220V78H217ZM230 80H231V79H230ZM242 80H243V78H242L241 80H240V79H237V82H238V83H241V82H239V81H242ZM115 81H116V80H115ZM119 81H120V80H119ZM122 81H121V82H122ZM130 81H127V82H130ZM162 81H163V80H162ZM177 81H178V80H177ZM227 81H228V80H226L225 82H224V81H222V82H223V83H226ZM117 82H118V81H117ZM131 82H132V81H131ZM147 82L149 83L148 80H147ZM147 82L145 81V83H147ZM164 82H163V85H164ZM213 82H211V83L213 84ZM219 82H221V81H219ZM219 82H218V83H219ZM222 82H221V83H222ZM118 83L120 84V82H118ZM125 83H126V82H125ZM139 83H140V82H139ZM139 83H138V84H139ZM157 83H158V82H157ZM159 83H160V82H159ZM159 83H158V85H157L156 87H154V88L151 86V88H153V89L156 88V90L159 88V89H158V93H160V91H163V90H161V89L164 87V86L162 85L163 87L160 89L161 86H160ZM167 83L170 84V85H172V84H171L172 82L167 81L165 84H167ZM209 83H210V82H209ZM214 83H215V82H214ZM113 84H114V83H113V80H112V84H110V85H113ZM132 84H133V83H132ZM138 84H136V86H137ZM140 84H141V83H140ZM150 84H151V81H150L149 85H148V84L146 85V86H148V87L145 86L147 89L144 87V85H143L142 89H143V88L146 89L145 92H147V91L149 90L148 93L151 92V93L153 94L152 91H154V90H153V89H151V90L148 89V88H150V87H149ZM236 84H237V83H235V85H236ZM115 85H117V84H115ZM141 85H142V84H141ZM141 85H139V86L141 87ZM170 85H169V87H170ZM210 85H211V84H210ZM235 85H234V87H235ZM119 86H120V85H119ZM131 86H132V85H131V83H130L129 88H130ZM133 86H134V84H133ZM133 86H132V87H133ZM136 86H134V87H136ZM158 86H159V87H158ZM174 86H176V85L171 86V89H172V87H174ZM112 87H114V85L110 87L111 89H114V88H112ZM115 87H116V88H115V90H116L117 87H118V85L115 86ZM132 87H131V90L128 91V93H130V92L132 91V89L134 88V87H133V88H132ZM140 87H139V88L137 87V88H138V92H141V90H140L141 88H140ZM157 87H158V88H157ZM165 87H166V85H165ZM165 87H164V88H165ZM167 87H168V86H167ZM167 87H166V89H167ZM176 87H177V86H176ZM225 87H226V86H225ZM231 87L234 88L233 86H231ZM231 87H230L229 89H231ZM239 87H240V85H239ZM241 87H242V86H241ZM121 88H122V87H121ZM137 88H136V89H137ZM208 88H210V86L207 87V89H208ZM236 88H238V87H236ZM236 88H235V89H236ZM111 89H109L110 93L108 92V93H109L108 95L111 96V99H110L109 96H108L107 99H109V100H107V101L105 100L106 102H103V103H105V104H103V105H106V104L108 103V104H107L108 107H109V110H107V112L109 111V114H108V115H110L111 111H113L112 113L115 115L114 111L116 112V111H118L120 108L122 109V107L120 106V104L117 106L118 103H121V102H119L118 100H122V98L120 97V95H121L120 92H119V97H120V99H118V97H117L118 92L116 93V96H115V93H114V97H112L113 94L111 93ZM127 89H128V88H127ZM127 89H124V90H122V91H123L124 93H126L127 91H125V90H127ZM166 89H165L164 92H161L160 94L164 96V94L167 92ZM168 89H169V88H168ZM207 89H206V90H207ZM235 89H234V90H235ZM128 90H129V89H128ZM133 90H135V89H133ZM139 90H140V91H139ZM156 90L154 91L155 93H157ZM159 90H160V91H159ZM186 90H187V89H186ZM236 90H237V89H236ZM239 90H240V89L238 88L237 91H239ZM113 91H114V90H112V92H113ZM116 91H119V88H118ZM116 91H115V92H116ZM188 91H189V90H188ZM188 91L186 92V93H188V95H187L186 93H183V94H185L186 96H184V95L181 96L182 93L180 94V96H179V95H176V96H178L179 98H182L183 96L187 98V96L189 97V92H188ZM191 91H193V90H191ZM194 91H195V90H194ZM196 91H197V90H196ZM196 91H195V92H196ZM204 91H205V90H204ZM123 92H122V93H123ZM135 92H136V90H135ZM135 92L133 91L132 93H134L135 95H136V94H139V95H140V94H143V93H144V92H141V93H138V92L135 93ZM183 92H184V91H183ZM197 92H198V93H197ZM197 92H196V95L199 94L198 99L201 100V101H200V100H199V101L202 102V103H204V105H203L202 103L198 102V99L196 100V98H193V97H192V99H193L192 101H193V102L190 100V101H189L190 104L187 103V105L189 104V106L186 105V107H189V109H190V107H191V106H190V105H191V102L194 103L195 101H197V102H195V104L197 103L198 106H199V104H202V105H203V107H202V108H203L202 111H203L204 108L206 107V106H205V103H207L209 107H212L213 104H212V103H209V102H212V101H211V100H212V97H213V99H214L215 96H211L210 94H207L206 91H205V93L203 92L202 94L199 93V91H197ZM132 93H131V94H132ZM155 93H154V95H155ZM192 93H193L194 96H195V93H194V92H192ZM111 94H112V95H111ZM152 94H151V95H152ZM160 94H159V96H158V94H156L155 96H157L158 98H161ZM203 94H204V95H205V94L210 95V97L207 96V95H205V96H207V97H205V96L203 97ZM125 95H127V93H126ZM139 95H138V96H139ZM151 95H150V97H148V98H150V99L152 100L155 96H154V97L152 96V97H153V98H152ZM170 95H171V94H170ZM201 95H202V96H201ZM122 96H123V95H122ZM127 96H128V95H127ZM129 96H130V94H129ZM131 96H132L133 99H134V95L132 94ZM131 96L129 97L130 100H131ZM140 96H141V97H140ZM140 96H139L140 98L137 97L138 100H136V103H133V107H135L134 104L136 105V104H137V101H138V102H141L142 99L145 101V99H144L145 97H143L144 95H140ZM163 96H162V97H163ZM165 96H166V95H165ZM165 96H164V97H165ZM167 96H168V95H167ZM171 96H174V95H171ZM171 96H168V98H170L169 101H168V100L166 99V97H165V98H164L165 101L167 100V102H170V100H171V98H172ZM190 96H191V93H190ZM115 97H116L117 99H116ZM125 97H126V96L123 97L124 100H122V103H125V102H126L125 105H127V101H128V100L126 101L125 99H126V98L128 99V97H126V98H125ZM142 97H143V98H142ZM200 97L203 98L204 101H205V99H207V98H208V99L210 98V100H209V101L206 100V101H208V102H206V101L204 102ZM113 98H115V99H113ZM155 98H156V97H155ZM155 98H154V99H155ZM158 98L155 99L156 102L158 101ZM179 98H178V99H179ZM186 98H182V99H180V100L182 101L183 105H184V106L182 105L181 107H180V106H178V107H174V106H172V107H171V106L167 105V102L165 103L164 99H162V100L160 99V101H163L165 104L162 103V102H160V101H158V102L162 103V105H163V104L166 105L165 108H166L167 110H168V108H169V109L172 108V110H170V112H168L169 110H168V111L166 110L167 113H173V112H171V111H174V110H175V109L173 110V107H174V108H176V110H175L176 113L179 112V114H180V112L182 113V112H184V111L186 110V109H184V110L182 109L183 107H185V104H186V102H184V101L189 100V98H187V100H186ZM204 98H205V99H204ZM216 98L218 99V97H216ZM112 99L115 100V101H113ZM135 99H136V98H135ZM140 99H141V100H140ZM150 99H149V100H150ZM154 99H153V100H154ZM176 99H177V98H176ZM178 99H177V100H178ZM184 99H185V100H184ZM217 99H215V101H214L213 103H215ZM236 99H237V98H236ZM111 100H112V101H111ZM116 100H117L118 102H117ZM130 100H129V101H130ZM146 100H147V96H146ZM173 100H174V102H173ZM177 100H175V98H172V102H173V104H175L176 102H178ZM180 100H179V101H180ZM183 100H184V101H183ZM194 100H195V101H194ZM218 100H219V99H218ZM224 100H226V99H224ZM79 101H82V100H79ZM79 101H78V102H79ZM123 101H124V102H123ZM134 101H135V100H134ZM134 101H132V102H134ZM219 101H220V100H219ZM219 101H217V102L220 103ZM237 101H238V100H237ZM109 102H111L112 104H114L113 102H117V103L114 104V105H116L115 107H113L114 105L112 106L111 103H110V105H111V107H113L114 109H115V108H118V107L120 106L119 109H118V110H117V109L114 110L113 108L111 109V108H110V105H109ZM132 102H130V103L132 104ZM142 102H143V101H142ZM147 102H148V100H147ZM151 102H152V101H150V103H147V104H150V105H148L149 107H148V106H145V105H144L145 103H144V104L142 103V105H144L145 108H150V106H151ZM153 102H154V101H153ZM153 102H152V103H153ZM217 102H216V103H217ZM224 102H225V101H224ZM224 102L222 101L221 105H222V104H225L224 106L226 107V106H227V102H226V103H224ZM230 102H231V101H230ZM238 102H239V101H238ZM80 103H82V102H79V105L81 106ZM122 103H121V104H122ZM184 103H185V104H184ZM218 103H217V104H218ZM235 103H236V102H234V104H235ZM239 103H240V102H239ZM239 103H236V104H239ZM77 104H78V103H77ZM77 104H76V105H77ZM128 104H129V103H128ZM147 104H146V105H147ZM156 104H157V103H156ZM168 104H169V103H168ZM178 104L181 105L179 102H178ZM195 104H194V105H195ZM209 104H210V105H209ZM230 104H232V103H230ZM103 105H102V106H103ZM107 105L105 106V110H104L105 113H106V109L108 108ZM125 105H123V106H124L123 108H125V109L127 110V108H129V107H127L128 105H127V106H125ZM138 105H139V107L142 106V105L140 106V103H139ZM138 105H136V106L138 107ZM153 105H155V103L152 104V106H153ZM162 105H161V106L159 105V107H160V108L163 107L162 109H164V106H162ZM170 105H171V103H170ZM194 105H192V108L194 107ZM202 105H201V106H202ZM218 105H219V106H218ZM218 105H217L218 107H216L215 104H214V106L216 107V109L218 108L219 110H221L222 108H224L223 105H222L223 107H220V104H218ZM80 106H78V107H80ZM129 106L131 107V105H129ZM152 106H151V107H152ZM155 106L158 107V105H155ZM155 106L152 107V108H153V111H157V109L159 108V107H158V108L156 107V110H154V109H155ZM167 106H169V107L167 108ZM176 106H177V104H176ZM201 106H199V107H201ZM204 106H205V107H204ZM208 106H207V107H208ZM230 106H232V105H229V103H228L227 108L230 107ZM137 107H135V110L138 109ZM142 107H143V106H142ZM142 107L140 108V110L142 109ZM179 107H180V110H183V111H180V110H179ZM186 107H185V108H186ZM196 107H197V106H195V108H196ZM215 107H213V108H215ZM232 107H233V106H232ZM236 107H238V105H237ZM240 107H241V106H240ZM240 107H238V108H239L240 110H243V107H241L242 109H241ZM152 108H151V109H152ZM195 108H194V110H196ZM227 108H226V110H227ZM130 109L132 110V107H131ZM151 109H150V110H151ZM162 109H161V111H159V110H158V111H159V112H162ZM177 109H178L179 111H178ZM187 109H188V108H187ZM189 109H188V110H189ZM208 109L212 111V109H210V108H207V109L205 108V110H204V112H203L204 115H205V113H206V115L209 116L208 113H210L211 111H209ZM224 109H225V108H224ZM82 110H83V109H82ZM90 110H93V109L90 108ZM123 110H124V109H123ZM126 110H125L124 112H126ZM131 110H127V112L130 111V112H132V113L134 112V114H135V111H131ZM148 110H149V109H147L146 111H148ZM150 110H149V111H150ZM188 110H186V111H188ZM192 110H193V109H192ZM199 110H200L199 108H197V110H196V112L198 111V112H197L198 114H200V112H202L201 110H200V111H199ZM207 110H208V111H207ZM219 110H218V111H219ZM230 110L234 112L235 109L233 108V110H232V109H230ZM236 110H237V109H236ZM236 110H235V111H236ZM119 111H121V110H119ZM119 111L116 112V113H118V114H116L115 117H116L117 115H118L119 117H120V116H123V115H121V114H122V113L124 114V112L121 111L122 113L120 112V113H121V114H120ZM143 111H144V110H143ZM146 111H145V113H144V112H142V113L140 112V113H139V111H137V113H139V114L142 115V116H143V115L145 116ZM166 111H165V109H164L163 112L161 113V114L164 113V114L166 115V116H165V119L162 118V116L160 115L159 112H156V113H159V114H157L158 116H161L160 119H158V118H157V119L159 120L158 122H160V120H162V126L165 125V124H167V123L169 122V125H168V124H167V125L170 127V124L173 123V122L170 121V119H171L170 117H172V121H175L176 123H178V122L181 123V124L183 123V122H181V121H176L175 118H174V120H173V117H174V116H171V114H168V116H169V115H170V116L167 117ZM175 111H174V112H175ZM186 111H185V113H186ZM206 111H207V112H206ZM213 111H214L215 113H210V115H211V114H212V115L215 114V115L217 116L216 111H215L214 109H213ZM84 112H85V111H84ZM104 112H103V114H105ZM127 112L125 113L126 115H127ZM130 112H129V114H130ZM188 112H189V111H188ZM193 112H195V111H193ZM193 112L191 111L192 114H191L190 112H189V114L186 113L187 115H186L185 117L187 118V117H189L190 115H192V117H194ZM220 112H222V111H220ZM225 112H227V111L224 110V113H225ZM228 112H229V111H228ZM240 112H241V111H240ZM132 113H131V114H132ZM185 113H182L181 115H185ZM218 113H219V112H218ZM230 113H231V112H229V114H230ZM235 113H239V110H238V112H235ZM241 113H242V112H241ZM241 113H240V114H241ZM85 114H86V113H85ZM113 114H112V115H113ZM134 114H132L131 117H132V116L134 117ZM164 114H163V117H164ZM198 114H197V115H198ZM220 114H222V113H219V115L217 116V118H218V119H217L218 122H219V120H220V118H221V117H220V116H221ZM233 114H234V113H233ZM136 115H137V114H136ZM147 115H148V114H146V116H147ZM174 115H175V114H174ZM177 115H178V114H176V117H177ZM181 115L178 116V117L180 118V120H182V119L184 118V116H182L183 118H181V117H180ZM201 115H202V114H201ZM204 115H203V116H204ZM215 115H213V118H212V117L210 118V121L207 120L206 123H205V121H206V118H205V117H206V116H204L205 120H202V119H204V118L201 119V117H203V116H200V117H199V120H200V119L202 120V122H203V123H202V124H203L202 126L204 127V125H206V124H208L209 122H212V121L215 122V124L218 123V122H216L217 120H216ZM237 115H238V114H235L234 116L237 117ZM105 116H107V115H105ZM129 116H130V115H128V117H129ZM144 116H143V120H142V118L136 120V121H137V122H136L137 125H136V123H135V118H134V119H132L133 117L131 118V120H134V122H133V121H130V122H131L130 124H131V126H132L131 130L133 129V126H134V125H132V123H135V126H138V124H140V127H142V125H144V124L146 123V120H145V123H144V124H141V123L144 122V118H145ZM195 116H196V114H195ZM198 116H199V115H198ZM226 116H227V117H226ZM123 117H124V116H123ZM123 117H122V118H123ZM135 117L139 118L140 116L137 115V116H135ZM148 117H149V116H148ZM148 117H146V118H148ZM166 117H167L168 120H169L168 122L165 121V120H167ZM190 117H191V116H190ZM192 117H191V118H192ZM219 117H220V118H219ZM223 117H224V114H223ZM236 117H235V119H237ZM106 118H108V117H105V119H106ZM116 118H117V117H116ZM120 118H121V117H120ZM120 118H119V119H120ZM149 118H150L149 120H152V121L154 122V120H153V116H152V115H150ZM151 118H152V119H151ZM179 118H176V119H179ZM196 118H198V117L196 116ZM214 118H215L216 121L214 120ZM224 118H225V119L228 118L227 113H226V115H225ZM105 119H104V115H103V120H105ZM117 119H118V118H117ZM154 119H156V118H154ZM163 119H164V120H163ZM207 119H209V118H207ZM211 119H213V120L211 121ZM221 119H222V120H220V121H223V118H221ZM233 119H234V118H233ZM128 120H129V119H128ZM138 120H139V121H138ZM141 120H142L143 122H142ZM149 120L147 121L148 124H149L150 122H152V121H149ZM183 120H185V119H183ZM183 120H182V121H183ZM193 120L195 121V119H193ZM226 120H227V119H226ZM118 121H119V120H118ZM118 121H117V122H118ZM122 121H123V119H121V121H120V125H121V122H122ZM124 121H127V120H124ZM197 121H198V119H196L195 123H197ZM235 121H237V120H235ZM99 122L101 123L102 121L99 120ZM117 122H115V123H117ZM139 122H140V123H139ZM153 122H152V123H153ZM158 122L155 120V123H158ZM164 122H165V124H164ZM213 122H212V123H213ZM233 122H234V121H233ZM100 123H99V124H100ZM122 123H123V122H122ZM152 123H151L152 127L149 125V127H150L151 130H150L149 128H144L145 130L148 129V130H147L148 133H147V131H146V133H145V130H144V129H143V130H144V131H143L144 133L141 132V131H138L137 133H135L137 129L140 130L139 127H136L135 130L133 129L134 132H133V130H132V131H128V132H130V133L133 132V134H138V133L140 134V133H143L145 136L150 135V137H151V133H152V135H153V133L156 134V132H152V131H157V130H156V129H157L156 126H157V127H161V126H160L161 122H160V124H158V125H157V124H154V123H153V124H154V125H153ZM176 123H175V125H176ZM179 123L177 124V129H176V126L174 127V125H173L174 123L172 124V125H173L172 127L167 128V129H166V130H167V133H170V131H168V129H171V133H170V134H174V136H175L176 133H179V129H180V127L178 128V125L180 126ZM198 123L200 124V122H198ZM212 123H211V124H212ZM219 123H220V124H219ZM219 123H218L219 125H222V123H223V124H224V127H225V126L227 127V123H224V122H222V123L219 122ZM231 123H232V121H231ZM231 123H230V124H231ZM235 123H236V122H234V124H235ZM118 124H119V122H118ZM118 124H116L117 127H116V125L114 124V125H115V126H114L115 130L119 131V130H120L119 128H121V130H122V129H123V130H124V129L127 130V126H126V128H124L125 126H124V127H123V126H120V127L118 128V126H119ZM124 124H126V123L124 122ZM148 124H145L144 126L146 127V125L148 126ZM199 124H198V125H199ZM209 124H210V123H209ZM225 124H226V125H225ZM230 124H228V125H230ZM234 124H233V125H234ZM198 125L196 124V127H198ZM144 126H143V127H144ZM153 126H155V127H153ZM199 126H200V128H201V125H199ZM207 126H209V125H207ZM207 126L205 127V130L203 129L204 132L206 131V128H208ZM212 126H213V127H212ZM143 127H142V128H143ZM163 127H164V126H163ZM166 127H167V126H166ZM211 127L213 128V131H214V132H215V130H217L218 128H219L218 132H220V129L222 128V127L220 128L219 126H217V128H216V126H214V125H211ZM111 128H113V127H111ZM114 128H113L112 130H110V127H109L110 132L112 131V133H114V132H113ZM117 128H118L119 130H118ZM198 128H199V127H198ZM198 128H196V129H198ZM200 128H199V129H200ZM214 128H215V129H214ZM229 128H230V126H229ZM100 129H102V128H100ZM100 129H99L100 132H102V131H104V130H105V131H108L107 128H106V129L103 128L102 130H100ZM172 129H174V130L172 131ZM175 129H176L177 131H176V133H173V132L175 131ZM201 129H202V128H201ZM223 129H224V128H223ZM225 129H226V128H225ZM123 130H122V131H123ZM149 130H150V131H149ZM160 130H164V131L160 132ZM166 130H165V128L163 129L162 127H161V129L159 128L158 135L160 134L159 136H161V138H163L162 136H164V135H166V136H164V137H168L167 135H169V137H170V134H163L164 132L166 133ZM208 130H209V129H208ZM210 130H211V129H210ZM89 131H90V129H89ZM89 131H87V133H90V132H91V134H92V130H91L90 132H89ZM93 131H94V130H93ZM99 131H98V132H99ZM105 131H104V132H105ZM122 131H121V132H122ZM200 131L203 132L202 130H200ZM200 131L198 130L199 133H200ZM98 132H97V130H95L94 133H96V134H92V135H93V136L96 135L95 138H97V136H98V134H99ZM124 132H127V131L124 130ZM128 132H127V133H128ZM149 132H150V134H149ZM159 132H160V133H159ZM209 132H211V131H209ZM209 132L204 133V134H206L205 137H207V135H210V134H208ZM223 132H225V131H223ZM87 133H86V134H87ZM107 133H108V132H107ZM112 133H111V134H112ZM118 133H119V132H118ZM118 133H117V134H118ZM127 133H126V134H127ZM130 133H129L128 136H130ZM104 134H105V133H103V136H104ZM111 134H109V135L106 134V135H105V136H107V139L109 138L108 140L105 139V141H107V143H108V141L110 140V138L112 137V135L114 136L115 133L112 134V135H111ZM117 134H115V136H116ZM133 134L131 133V135H133ZM143 134H140V135H139V136H140V140H141V135L143 136ZM155 134H154L153 136H155ZM161 134H163V135H161ZM179 134H180V133H179ZM200 134H201V133H200ZM214 134H215V133H214ZM120 135H121V133L119 134V136L117 135L118 137L116 136L117 138L114 136L116 142H117V140H118L119 137H120V138H121V137H123V138H124V137H127V136H125V133L122 134V135H124V136H122V135L120 136ZM156 135H157V134H156ZM211 135L213 136L212 133H211ZM99 136H100V134H99ZM109 136H111V137H109ZM139 136H137V138H138ZM171 136H172V135H171ZM201 136H202V137L204 136L203 133H202ZM214 136H215V135H214ZM214 136H213V137H214ZM147 137L150 138L149 136H147ZM147 137L144 138L145 141H144V139L142 138V140L145 142V143L142 145V147H140V144H139L142 140H141V141L138 140V145H139L140 148H143V146H145V145L148 143L149 139L146 140ZM155 137L157 138V136H155ZM172 137H173V136H172ZM208 137H209V136H208ZM210 137H211V136H210ZM86 138H87V137H86V135H85V141L83 140V142L88 141V140H86ZM92 138H93V137H92ZM104 138H106V137H104ZM104 138H102V139H104ZM114 138L112 137V139H114ZM120 138H119V139H120ZM133 138H134V136H133ZM135 138H136V136H135ZM151 138H153V137H151ZM203 138H204V137H203ZM232 138H233V136H232ZM88 139L90 140V138H88ZM98 139H99V137L97 138V140H98ZM100 139H101V136H100ZM112 139H111L110 141H112ZM204 139H205V138H204ZM206 139H207V138H206ZM120 140H121V139H120ZM150 140L152 141V139H150ZM160 140H161V139H160ZM160 140H158V142H159ZM215 140H217V139H215ZM215 140L213 139L212 141H215ZM101 141H102V140H101ZM143 141H142V142H143ZM153 141H154V140H153ZM153 141H152V143H153ZM155 141H156V140H155ZM230 141H231V140H230ZM90 142H91V140H90ZM93 142H94V140H93ZM103 142H104V141H103ZM103 142H102V143H103ZM118 142H120V141L118 140ZM136 142H137V141H136ZM158 142L156 141V143H158ZM98 143H100V142L97 141V144H98ZM113 143H115V141H114ZM149 143H150V142H149ZM156 143L154 142L153 145H151V143H150L151 147L154 148V145H155ZM222 143H224V144L226 145V146H224V145H222V146L219 145V147L221 146L222 149H226V147L229 146V145H227V143H226L225 141H223ZM86 144H87V143H86ZM97 144H96V145H97ZM100 144H101V143H100ZM104 144H105V143H104ZM109 144H110V142H109ZM116 144L119 145V143H116ZM116 144H114V146H113V144L111 143L110 146L114 147L115 149H118V146H117ZM141 144H142V143H141ZM210 144H212V143H210ZM215 144H216V143H215ZM84 145H85V144H84ZM84 145H82V146H83V147H82L83 149H84V147H85ZM87 145H89V144H87ZM87 145H86L85 148L88 147ZM90 145H92V144L90 143ZM96 145H95V146H96ZM102 145H103V144H102ZM102 145H100V146H102ZM148 145H149V144H148ZM105 146H106V147H105ZM105 146H103V147H105V148H104V151H103L102 153L105 152V149H106V151H107V150L110 148V146H108V145H105ZM107 146H108V149H107ZM115 146H117V148H116ZM135 146H137V144H135ZM215 146H217V144H216ZM103 147H101V148H103ZM112 147L109 149V150H110L109 152H111V149L113 150ZM128 147H129V148L131 147V149H129V150H131V151L135 149V148L133 147V145H132V146H128ZM128 147H127V149H128ZM132 147H133L134 149H132ZM145 147H146V146H145ZM145 147H144V148H145ZM151 147H149V148H151ZM155 147H156V145H155ZM231 147H234V145H233V146L231 145V146L228 147V148H231ZM88 148H90V147H88ZM91 148H93V147H91ZM91 148H90V149H91ZM96 148H99V146H96ZM101 148H100V149H101ZM120 148H122V151H123V152L125 151L124 149H126V147H125V148H124V146L121 147V145H120ZM123 148H124V149H123ZM137 148H138V146H137ZM144 148H143V149H144ZM149 148H147V149H148L147 151H148V154L150 155V152H151V151H149ZM127 149H126V152H127ZM138 149H139V148H138ZM138 149H135L136 151H132L131 155L133 154V152H134V153H135V152H139V153H140V152L142 151V154H141V155L138 154L137 157H139V155H140L141 157H142V155H143V157H144V155H146V154H144V153H147V151L143 153V151H144L143 149H142V150H141V149L138 150ZM91 150L94 151V149H91ZM101 150H103V149H101ZM129 150H128V151H129ZM137 150H138V151H137ZM150 150H152V149H150ZM154 150H155V148H154ZM156 150H157V147H156ZM156 150H155L154 152H158V153H156L157 157L155 156L157 160L155 159V160H152V161H151L152 158H151V156H150V158H151V159H150L148 154H147V155H148L147 157H148L149 160H146V159H147L146 157H145L146 159L144 158V160H146V161L141 160V159H140V160H141V161H144V162L149 161L150 163L153 162V161H154V162H155V161L157 162L158 159H159L158 156H160L161 153H160V149H158L157 151H156ZM173 150H174V149H173ZM87 151H88V150H87ZM93 151H92V152H93ZM96 151H98V150H95V152H96ZM117 151H118V150H117ZM122 151H121V149H120V152H119V151H118V152L121 153V155H124V153H122ZM80 152H84V153H80V154L83 155V156H81V155L79 154V156L82 157V158L84 157V155H87V154L85 153L86 150H85V151H84V150H83V151L80 150ZM88 152L90 153V151H88ZM95 152H94V153H95ZM98 152H100V151H98ZM113 152H114V150H113ZM115 152H116V151H115ZM115 152H114V154H113V153H110V154H112V155L115 156ZM126 152H125V155H127V159H125L126 157L124 158L123 156H120V155H119L120 157L117 156V157H119V159L122 158V157H123L122 160L125 159V160H124V163H123L121 160L118 159V165L121 166V167L124 166L123 168H125V162H126L127 160H130V159H131L129 163H131L132 160H133L134 163H135V160L133 159V157L136 156V155H135V154L132 155L133 157L131 158V157H129L130 155H128V153H129L130 151L127 152V153H126ZM152 152H153V151H152ZM154 152H153V153H154ZM94 153L89 154V156H90V155L93 156ZM100 153H101V152H100ZM119 153H118V154H119ZM153 153H151V154H153ZM159 153H160V155H159ZM174 153H175V152H174ZM98 154H99V153H98ZM98 154H97V155L94 154V155L97 156V160H98V159L101 160V158H103V156H101V158H100V157H99L100 155L98 156ZM110 154H109V155H110ZM177 154H178V153H177ZM103 155H104V154H103ZM154 155H155V154H153V156H154ZM171 155H172V154H171ZM193 155H194V153H193ZM89 156H88V157H89ZM95 156H93L94 159H95ZM105 156H107V154H106ZM114 156H107V157H108V161H109V159H110L109 157H114ZM175 156H177V155H175ZM88 157L85 156L84 159L81 160V158H79V160H81V162H82V161L84 162L85 160L87 161V158H88ZM107 157H106V158H107ZM128 157H129L130 159H129ZM85 158H86V159H85ZM89 158H90V157H89ZM93 158L88 159L89 162L92 163L91 165H93V161H95ZM106 158L104 159L105 161H107ZM160 158H161V156H160ZM91 159H93V160L91 161ZM115 159H116V158H115ZM135 159H136V157H135ZM138 159H139V158H138ZM138 159H137V162H138ZM142 159H143V158H142ZM153 159H154V158H153ZM175 159H176V158H175ZM97 160H96V161H97ZM104 160H102L103 163H104ZM77 161H78V160L76 159L75 164H77ZM86 161H85L84 163H86ZM96 161H95V163H97L99 160H98L97 162H96ZM108 161H107L105 164H107V163L114 164V163L116 162V160L113 161L112 158L110 159L109 162H108ZM112 161H113V162H112ZM120 161H121L124 165H120V164H122ZM175 161H176V160H175ZM78 162H79V161H78ZM83 162H82V164H80V165H83ZM119 162H120V164H119ZM144 162H141L142 164H140V167H141L142 165H143V166H142L143 168L145 167V163H144ZM154 162H153V163H154ZM156 162L154 163V166L157 164ZM98 163H99V162H98ZM98 163H97L96 165H99ZM103 163L101 162L102 165H103ZM132 163H133V162H132ZM138 163H140V162H138ZM143 163H144V164H143ZM147 163H148V162H147ZM173 163H174V162H173ZM86 164L89 165V163H86ZM86 164H84V166H85ZM105 164L103 165L104 167H106ZM115 164H116V163H115ZM126 164H127L126 166H128V163H126ZM135 164H136V163H135ZM135 164H133V166H134ZM91 165H89V166H91ZM96 165L94 164L93 166L95 167ZM102 165H101V166H102ZM116 165H117V164H116ZM116 165H115V166H116ZM118 165H117V166H118ZM149 165L152 166L153 164H148V166H149ZM93 166H91V167L93 168ZM111 166H112V165H111ZM119 166H118V167H119ZM131 166H132V165H131ZM131 166H130V167L128 166L129 168H128V167H127V168H128V169H132ZM135 166H136V165H135ZM138 166H139V165H138ZM148 166H147V167H148ZM154 166H152V167H148V169H146V171L150 170V169L153 168ZM178 166H179V165H178ZM85 167H86V166H85ZM108 167H110L109 164H108ZM147 167H146V168H147ZM82 168H83V167H82ZM98 168L101 169L100 166H99ZM106 168H107V167H106ZM106 168H104V170H106ZM134 168H136V167H134ZM134 168H133V169H134ZM149 168H150V169H149ZM87 169H88L87 171L90 170L89 168H87ZM94 169H96V167H95ZM94 169H92V170L95 171V173L97 174L96 179H101V178H104V177H105V176H102V173H103V175L106 174V173H104L105 171L102 170L103 168L101 169L102 172H101V170H100L101 173H99V175L101 174V176H100L101 178H98L99 176H98V173H97V172H98L99 170H94ZM119 169H120V168H119ZM119 169H117V170L119 171ZM128 169H124V170H126V172H127ZM80 170H81V169H80ZM92 170H90L89 173H88L86 176L92 174V176H90V178H94L96 174L94 175ZM107 170L109 171L108 168H107ZM107 170H106V171H107ZM124 170L122 171V169H121V172L119 171V173H120V174H121V173L124 174V172H125ZM135 170H136V171H135V174H136V176H137V174L139 175L140 171H141V170H144V169L140 168V171H138V173H137V170H139V169L136 168ZM82 171H83V172L86 171L85 168H84ZM103 171H104V172H103ZM108 171H107V172H108ZM131 171H132V170H131ZM133 171H134V170H133ZM78 172H80V174L77 173V172H75V173H77V174L79 175V177H78V175L76 174V175H77V178H75L76 176H74V178H73L74 180L72 179V180H73L72 182H75L76 180H78V178L81 179V178L84 177L85 172H84V175H83V176L81 175V174H82L81 171H78ZM90 172H92V173L90 174ZM142 172H143V171H142ZM142 172L140 173V175L143 174ZM144 172H145V171H144ZM115 173H118V172L116 171ZM127 173H129V172H127ZM125 174H126V173H125ZM125 174H124L123 176H125ZM133 174H134V172H133ZM121 175H122V174H121ZM126 175H127V174H126ZM261 175H262V174H261ZM80 176H82V177L80 178ZM127 177H129V175H128ZM130 177H131V176H130ZM137 177H139V176H137ZM131 178H132V177H131ZM253 178H254V177L251 176V177L249 178V180L246 181V182H242V181H236L235 183L224 182L222 185L219 186V190H220V192H221L222 194L225 193V192H232V193L235 194L236 196H238V195H240V194H243V197H242L241 199H243V200L249 199V194H247L246 191L248 190V187H250V186L253 185V182L255 181ZM78 181H79V180H78ZM256 181H257V180H256ZM72 182L70 181V183H72ZM78 183H79V182H78ZM69 185H70V184L68 183V184L66 185V187L69 186ZM74 185H75V184H72V188L76 187L78 184H77L76 186H74ZM69 187H71V185H70ZM69 187L66 188V189H69ZM253 188H254V187H253ZM64 189H65V188H64ZM61 190H63V189H61ZM205 193H206L205 190H200V191H199V196H202V195L204 196ZM222 194H221V196H222ZM58 195H59V194H58ZM58 195H57V197H58ZM263 195H264L263 192H262V191H259V190L256 191V193H255V197H256V198H263ZM54 198H56V197H54ZM46 202H48V204H49L50 201L46 200ZM43 203H45V201H44ZM48 204H47L46 207H48ZM37 205H39V204H37ZM41 205H42V207L44 208L43 205H46V204H41ZM41 205H39V207H40ZM219 205H222V204L220 203ZM34 206H36V205H34ZM34 206H33V207H34ZM36 207H37V206H36ZM36 207H35V208H36ZM39 207H38V208H39ZM42 207H40V208H42ZM162 207H163V206H162ZM35 208H34V209H35ZM32 209H33V208H32ZM36 209H37V208H36ZM37 210H38V209H37ZM43 210H44V209H43ZM43 210H42V211H43ZM176 210H177V206H176V205H173V204L166 205V206L164 207V209H163V213H164V216L166 217V225H165V226H166V229H169L170 226H172V224H173L174 222H176V221L179 219V218L177 217V215H176ZM187 210H188V209L186 208V212H187ZM34 211H35V210H34ZM184 211H185V210H184ZM37 212H38V211H37ZM186 212H185V214H186ZM190 212H191V213H190ZM190 212H188V214L190 213V216L188 215L189 218H190V217H193L194 215H196V217H198L197 214H196V213L198 212V209H196V207H194L192 210H190ZM35 213H36V212H35ZM145 213H146V212H145ZM147 214H148V213H147ZM182 215H183V214H182ZM181 217H182V216H181ZM181 217H180V219H181ZM193 220H194V219H193ZM185 222H186V221H184L183 224H185ZM187 224H188V222H187ZM37 228H38V227H37ZM178 231H179V230H178ZM180 231H181V230H180ZM174 232H176V231H174ZM124 233H125V232H124ZM127 233H128V232H127ZM127 233H126V234H127ZM118 234H119V233H118ZM116 236H117V235H116ZM123 239H124V238H123ZM121 240H122V239H121ZM126 240H127V239H126ZM123 241H124V240H123ZM123 244H125V243L123 242ZM63 256H64V255H63ZM173 261H174V260H173ZM173 261H172V262H173Z\"/></svg>",
	"mask_w": 264,
	"mask_h": 264
}]
</instances>
